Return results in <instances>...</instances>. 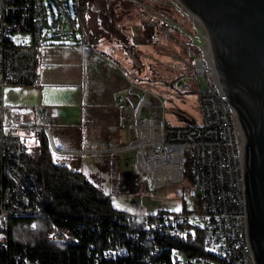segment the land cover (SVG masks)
Masks as SVG:
<instances>
[{"label":"built area","instance_id":"obj_1","mask_svg":"<svg viewBox=\"0 0 264 264\" xmlns=\"http://www.w3.org/2000/svg\"><path fill=\"white\" fill-rule=\"evenodd\" d=\"M53 1L57 13H53L51 21L45 0H0V248L4 249L9 247L12 218L35 217L43 211L41 187L23 159V146L39 130L50 134L39 107L36 106L33 117H28L27 107L8 103L6 89L9 85H36L39 46L48 37L79 42L84 61L97 53L86 31L80 1ZM211 51L202 46L201 54L193 59V72L178 77L170 85L198 92L202 122L170 126L157 118L159 123L155 127L161 142L180 152L181 176L175 183L185 180V151L193 148L190 179L197 207L192 212L163 210L154 214H130L127 221L131 226L124 228L130 243L112 246L106 257L115 258L117 254L126 255L134 248L143 247L151 256L163 260L166 240L186 241L199 232L206 255H191L183 248L169 246V264H256L247 233L244 135L215 60L209 58ZM201 76L206 79L204 87ZM143 90L147 101L154 93L150 87ZM118 107L130 130L128 148H136L132 167L140 178L134 165L143 156L142 145L138 147L131 137L133 121L140 115L139 107L130 109L124 96L118 98ZM155 129H148L144 136L149 141L147 149L160 153V147L153 142ZM48 140L53 146L50 135Z\"/></svg>","mask_w":264,"mask_h":264},{"label":"crops","instance_id":"obj_2","mask_svg":"<svg viewBox=\"0 0 264 264\" xmlns=\"http://www.w3.org/2000/svg\"><path fill=\"white\" fill-rule=\"evenodd\" d=\"M102 39L96 55L84 61L79 42L46 38L39 46L36 85H9L6 98L10 105L27 107L28 117L35 115L38 106L50 128L53 161L81 172L113 200L139 186L132 167L135 153L128 148L130 130L122 119L118 98L124 96L129 108L134 109L148 86L118 60L121 47ZM95 40L93 37L92 44ZM153 97L141 107L142 118L163 119L170 126L191 124L182 115L177 119L159 113L157 106L148 104ZM145 109L151 110L150 114H142ZM36 142L38 139L32 137L28 143ZM138 162L146 174L145 164ZM138 162L134 165L137 173ZM158 172L150 175L153 184L159 182Z\"/></svg>","mask_w":264,"mask_h":264},{"label":"rangeland","instance_id":"obj_3","mask_svg":"<svg viewBox=\"0 0 264 264\" xmlns=\"http://www.w3.org/2000/svg\"><path fill=\"white\" fill-rule=\"evenodd\" d=\"M50 1L45 0L52 21L57 7L53 0ZM67 1L73 3V0ZM111 7L114 10L110 17L114 27L112 32L99 26L101 20L98 3L88 2L84 6L86 31L88 34L94 32L92 36L96 39L93 43L95 49L100 48L102 38L119 45L123 52L119 53L118 60L125 67L129 66L137 78L144 81L154 93L148 104L157 106L159 113L163 115L168 114L177 119L182 115L191 124H200L203 115L198 92L184 91L176 85L170 86L178 77L193 72L194 57L201 54L202 46L208 48V44H211L199 16L181 0H110L108 10ZM210 53L209 58L213 59L212 51ZM200 83L203 87L206 86L204 76L200 77ZM151 110L145 109L141 113L150 114ZM22 135L27 137L23 133ZM132 151L135 153L136 148ZM185 153L188 173L193 148H186ZM144 164L148 175L141 170L138 162V179L143 182H138L139 186L127 194L115 197L112 201L116 208L134 215H144L163 210L181 211L184 208L192 211L197 207L191 179L187 177L181 183H175L181 176L177 166L171 169V165L165 166L157 161ZM158 170L159 182L153 186L160 187L150 189L152 184L148 183L149 177Z\"/></svg>","mask_w":264,"mask_h":264},{"label":"trees","instance_id":"obj_4","mask_svg":"<svg viewBox=\"0 0 264 264\" xmlns=\"http://www.w3.org/2000/svg\"><path fill=\"white\" fill-rule=\"evenodd\" d=\"M79 1L84 22V6L98 3L102 26L114 31L110 22L113 7L108 10L110 0ZM33 137L38 142L24 143L23 159L38 178L43 211L35 217L11 219L9 247L0 248V264H169V246L183 248L191 255H206L197 232L186 241L166 240L163 260L151 256L143 247L115 258L106 257L112 246L130 243L124 228H130L127 218L132 213L116 208L112 199L81 172L56 164L45 131L39 130ZM187 177L190 178V168L187 173L185 163L184 178ZM181 211L192 212L186 208Z\"/></svg>","mask_w":264,"mask_h":264},{"label":"water","instance_id":"obj_5","mask_svg":"<svg viewBox=\"0 0 264 264\" xmlns=\"http://www.w3.org/2000/svg\"><path fill=\"white\" fill-rule=\"evenodd\" d=\"M181 1L204 21L220 80L238 110L229 99L245 134L248 240L256 264H264V0Z\"/></svg>","mask_w":264,"mask_h":264},{"label":"bare ground","instance_id":"obj_6","mask_svg":"<svg viewBox=\"0 0 264 264\" xmlns=\"http://www.w3.org/2000/svg\"><path fill=\"white\" fill-rule=\"evenodd\" d=\"M208 49L211 50V47L208 46ZM145 101H146V95H142L141 99L137 103V106L139 107V111L141 110L140 108L144 105ZM158 123L159 120L157 118H150V117L142 118L140 115H138L137 119L133 121L131 137L133 138V143L136 144L138 147L142 145L141 150L143 152V156L140 159V161L146 164H149L152 161H157L165 166L171 165V169L174 168L173 166H177L178 167L177 169L181 170L182 164L180 159V152L178 149H175L170 146H166L163 142H161V138L158 133V130L155 129ZM151 128L155 129L153 142L158 147H160V151H161L160 153L157 151L154 152L147 149V145L149 144V141L146 140L144 136V132H146L148 129ZM148 182L153 186L150 177ZM152 186L150 185V187Z\"/></svg>","mask_w":264,"mask_h":264},{"label":"flooded vegetation","instance_id":"obj_7","mask_svg":"<svg viewBox=\"0 0 264 264\" xmlns=\"http://www.w3.org/2000/svg\"><path fill=\"white\" fill-rule=\"evenodd\" d=\"M197 17H198V16H197ZM199 19L202 21V23H203V25H204V27H205V29H206V32H207L208 38L210 39V43H211V38H210V35H209V31H208V29H207V27H206L204 21L202 20V18L199 17ZM211 49H212V51H213L212 43H211ZM213 53H214V51L212 52V55H213V57H214L215 54H213ZM216 68H217V66H216ZM217 72H218V70H217ZM218 74H219V73H218ZM219 77H220V76H219ZM222 85H223V83H222ZM223 87H224L225 91L228 93V96H229V92H228V89H229V88H228V86H226V84H225V85H223ZM229 99H230V97H229ZM231 99H232V98H231ZM231 99H230V102L232 103ZM232 105L235 107V109H236V111H237V113H238V110H237L236 106H235L233 103H232ZM238 117H239V114H238ZM239 121H240V117H239ZM240 124H241V121H240ZM241 128H242V130H243L242 124H241ZM243 133H244V130H243ZM244 137H245V134H244ZM245 146H246V138H245Z\"/></svg>","mask_w":264,"mask_h":264}]
</instances>
